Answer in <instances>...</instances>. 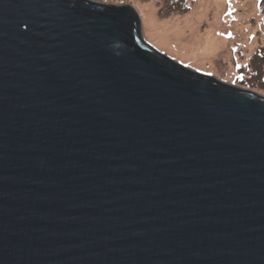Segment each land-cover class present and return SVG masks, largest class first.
<instances>
[{"label": "water", "instance_id": "95a60500", "mask_svg": "<svg viewBox=\"0 0 264 264\" xmlns=\"http://www.w3.org/2000/svg\"><path fill=\"white\" fill-rule=\"evenodd\" d=\"M0 264H264V96L131 6L0 0Z\"/></svg>", "mask_w": 264, "mask_h": 264}, {"label": "rangeland", "instance_id": "374dc122", "mask_svg": "<svg viewBox=\"0 0 264 264\" xmlns=\"http://www.w3.org/2000/svg\"><path fill=\"white\" fill-rule=\"evenodd\" d=\"M89 1L133 6L143 41L159 54L231 86L241 88L239 82L245 79L246 89L264 96L260 77L264 78V14L255 24L251 20L258 19V0H239L233 9L230 0H195L185 13L170 11L165 0ZM254 56L261 66L260 76L249 68L244 69L247 76L240 75V67L249 65Z\"/></svg>", "mask_w": 264, "mask_h": 264}, {"label": "trees", "instance_id": "16d2710c", "mask_svg": "<svg viewBox=\"0 0 264 264\" xmlns=\"http://www.w3.org/2000/svg\"><path fill=\"white\" fill-rule=\"evenodd\" d=\"M194 1L195 0H165V3H166V5H167V7L169 8L170 11L179 12V13H185L188 10V7H189L190 3L194 2ZM238 1L239 0H230L229 1L230 8L233 9L234 8V3H237ZM258 8H259V10H258V19H256L255 17L251 18V20L253 21L254 24L256 23V20H259L260 16L264 14V12H263V10H264V0H258L257 9ZM261 60L264 61V58H262ZM249 62H250L249 65L245 64L243 67H240V69H239L240 75L247 76V73H245L244 69L245 68H249L251 73L259 74V76H260L261 66H260V64L257 61V57L256 56L252 57V59ZM260 77H261V79L264 82V78L262 76H260ZM239 83H240L239 86L241 87V89L252 91V90L246 89L249 86L246 84L245 79H242V81H240ZM254 89L255 88H253V90ZM258 91H260V90H258ZM263 92H264V87H263Z\"/></svg>", "mask_w": 264, "mask_h": 264}]
</instances>
